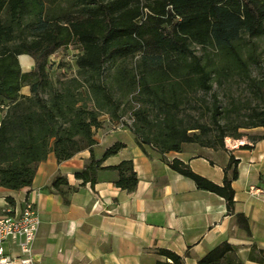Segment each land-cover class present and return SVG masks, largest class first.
<instances>
[{"label":"trees","instance_id":"1","mask_svg":"<svg viewBox=\"0 0 264 264\" xmlns=\"http://www.w3.org/2000/svg\"><path fill=\"white\" fill-rule=\"evenodd\" d=\"M260 38L264 0H0V186L29 187L49 154L61 163L89 150L77 179L95 186L101 171L114 170L115 185L133 192L139 178L132 160L103 165L123 144L101 158L94 153L103 115L118 122L132 111L138 145L163 154L186 144L226 149L227 138L264 130V73L254 75L263 63ZM74 43L76 72H54L51 56ZM23 54L35 61L31 72L22 70ZM24 85L30 96L21 94ZM253 139H264V131ZM169 166L223 197L251 236L248 218L235 212L237 159H229L222 185L178 159ZM49 188L65 202L76 190L61 174ZM159 254L166 260L156 264H185L171 250ZM249 259L263 262L264 249L254 244ZM199 264L243 263L224 241Z\"/></svg>","mask_w":264,"mask_h":264},{"label":"crops","instance_id":"2","mask_svg":"<svg viewBox=\"0 0 264 264\" xmlns=\"http://www.w3.org/2000/svg\"><path fill=\"white\" fill-rule=\"evenodd\" d=\"M23 72H31L34 59L19 56ZM21 94L30 96L24 85ZM104 125L95 129L94 153L103 157L115 143L123 148L104 162L110 167L132 160L139 182L133 192L115 185L118 173L103 170L95 186L75 177L91 156L82 151L72 159L58 162L54 153L38 165L33 184L21 190L0 186V213L12 206L22 208L26 200L36 202L41 220L33 246V257L41 264H156L166 260L159 250H171L184 258L185 264L199 260L224 241L238 251L243 264H264L249 259L253 245L264 249V195L253 196L250 186L264 189V139L253 136L263 128L243 130L240 139L227 138L226 149H197L186 144L181 152L161 153L137 143L130 128L112 131L116 121L103 115ZM196 146V147H195ZM238 160L239 177L233 181L235 212L249 220L251 236L228 211L220 195L200 189L196 182L169 166L178 159L191 169L222 185L229 159ZM68 177L76 190L69 202L50 190L57 175ZM11 205V204H10ZM9 254L18 255L14 242L5 244Z\"/></svg>","mask_w":264,"mask_h":264},{"label":"built area","instance_id":"3","mask_svg":"<svg viewBox=\"0 0 264 264\" xmlns=\"http://www.w3.org/2000/svg\"><path fill=\"white\" fill-rule=\"evenodd\" d=\"M133 120L131 113L123 116L112 126V131L130 127ZM249 192L253 196L264 195V189L257 186H250ZM40 224L35 201L26 200L22 208L9 204L0 213V264H41L33 257V246ZM10 241L17 245L18 255L7 252L5 244Z\"/></svg>","mask_w":264,"mask_h":264},{"label":"rangeland","instance_id":"4","mask_svg":"<svg viewBox=\"0 0 264 264\" xmlns=\"http://www.w3.org/2000/svg\"><path fill=\"white\" fill-rule=\"evenodd\" d=\"M256 41L259 42L260 51H263L262 69H260V67H256L254 69V75L259 76L264 73V40H261L260 38V39H256ZM79 50H80V46L78 43L71 44L67 48L59 49L53 56H51V59H50L51 63H53V71L62 73V74L73 75L77 70V67L75 65V59H76L77 54L79 53ZM197 50H199V48H197ZM234 92L238 94L239 92H242V90L236 87ZM131 112L132 111H129L126 115L130 114ZM2 116H3V113L0 112V119L2 118ZM125 128H129V127L126 126ZM196 146L195 147L197 149L202 148L199 145H196ZM146 148H149V147H146Z\"/></svg>","mask_w":264,"mask_h":264}]
</instances>
